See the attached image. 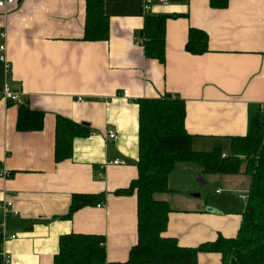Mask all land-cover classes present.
I'll use <instances>...</instances> for the list:
<instances>
[{
    "label": "crops",
    "instance_id": "obj_1",
    "mask_svg": "<svg viewBox=\"0 0 264 264\" xmlns=\"http://www.w3.org/2000/svg\"><path fill=\"white\" fill-rule=\"evenodd\" d=\"M15 1L0 7V55L9 64L0 60V162L13 173L0 175V202L11 201L17 211L5 219L8 232L17 234L2 243L9 264H54L60 237L72 232L104 236L107 260L124 262L138 238L137 196L115 192L138 176L137 100L183 99L193 147L228 153L230 136L247 134L252 114L264 105V0H229L222 9L210 0L156 2L151 13L177 15L166 21L163 63L138 43L143 0H104L110 32L98 41L84 39L86 0ZM191 27L207 32V52L186 50ZM5 87L45 113L41 130L16 129L18 105L5 99ZM58 116L91 129L61 162L54 159ZM114 159L126 163L111 164ZM247 176L225 181L227 195L215 203L222 207L205 201L177 208L162 193L158 198L172 208L164 235L188 247L219 235L234 238L251 183ZM75 193H105V200L62 218ZM194 196L183 198H200ZM3 218L0 211V224ZM198 264H222V255L200 252Z\"/></svg>",
    "mask_w": 264,
    "mask_h": 264
},
{
    "label": "trees",
    "instance_id": "obj_2",
    "mask_svg": "<svg viewBox=\"0 0 264 264\" xmlns=\"http://www.w3.org/2000/svg\"><path fill=\"white\" fill-rule=\"evenodd\" d=\"M228 4L229 0H210L211 7L217 9L226 8ZM176 16L146 13L142 29L146 56L164 62L166 21L167 18ZM109 32L110 20L105 13L104 0H86L84 39L107 40ZM185 48L192 54L207 52V32L191 27ZM7 101L10 104L16 103ZM16 104L18 131H37L43 128V111L32 108L24 99L22 103ZM137 104L138 176L128 187L115 192L118 195L137 196V242L131 247L126 261L109 262L104 236L74 232L64 234L60 237L54 264H198L200 252L221 253L222 264H264V105L252 114L247 134L230 136V150L225 153L218 147L210 151L196 150L193 147V135L185 128L186 104L183 99L167 95L141 98L137 100ZM90 134L88 124L58 116L55 161L71 158L74 140ZM181 162L194 163L204 173L243 172L250 175L246 206L234 238L219 235L215 241L188 247L181 246L177 238L164 235L172 208L169 201L158 198L157 195L170 190V175ZM5 170L0 162L1 176ZM12 174L9 172L7 178ZM104 200L105 193H75L72 195L68 213L62 218H70L75 211L88 205H102ZM1 243L0 234V247Z\"/></svg>",
    "mask_w": 264,
    "mask_h": 264
},
{
    "label": "rangeland",
    "instance_id": "obj_3",
    "mask_svg": "<svg viewBox=\"0 0 264 264\" xmlns=\"http://www.w3.org/2000/svg\"><path fill=\"white\" fill-rule=\"evenodd\" d=\"M198 165L190 162L178 163L174 171L170 175V190L166 192V197L171 199L172 206L177 208L196 206L203 207L205 201L210 205H217L216 200L221 199L227 195L225 188V181L229 180L230 177L238 178V174H219L214 175L210 173H204ZM240 174V173H239ZM245 174H241L242 177ZM249 179L250 177L247 176ZM224 178V180H223ZM164 194V193H163ZM158 194V197H161ZM184 195L188 197H195L194 195L200 196L197 199H185ZM231 195L239 196V193H232ZM196 198V197H195ZM218 207H222L218 203Z\"/></svg>",
    "mask_w": 264,
    "mask_h": 264
},
{
    "label": "built area",
    "instance_id": "obj_4",
    "mask_svg": "<svg viewBox=\"0 0 264 264\" xmlns=\"http://www.w3.org/2000/svg\"><path fill=\"white\" fill-rule=\"evenodd\" d=\"M16 1L15 0H0V7L1 8H7L9 5L14 4ZM158 2V3H163L164 0H143V9L145 11V13L151 12L153 10V6L154 4ZM2 35H5L4 33ZM139 44H143V39H140V41H138ZM5 48V45H1L0 46V50L3 51ZM0 60L3 61L5 63V66L8 68L9 64L7 63V59L6 56L0 55ZM127 90H124V94H127ZM3 96L5 97L6 100H11L13 102H17V103H22L23 99L22 97L19 96V94L12 92L8 87H5L4 89V94ZM79 100H82L79 98ZM108 136L112 139H117L118 135L115 131L109 130L108 131ZM225 154H223L224 156ZM111 164H125L126 162L122 159H114L109 161ZM3 176L7 177L9 175L8 171H3L2 172ZM98 206H102L100 204H98ZM0 211L3 215V222L0 224V234L2 235V243L4 241H6L7 239H15L17 237L16 233L10 234L7 230L6 227V223H5V219L10 215H16L17 211L13 208V203L9 200H5L0 202ZM1 243V247H0V262L1 264H9L10 263V256L6 253V251L4 250L3 246Z\"/></svg>",
    "mask_w": 264,
    "mask_h": 264
}]
</instances>
